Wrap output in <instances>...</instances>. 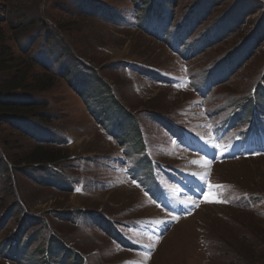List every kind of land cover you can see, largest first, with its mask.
Returning a JSON list of instances; mask_svg holds the SVG:
<instances>
[{"label":"rangeland","instance_id":"1","mask_svg":"<svg viewBox=\"0 0 264 264\" xmlns=\"http://www.w3.org/2000/svg\"><path fill=\"white\" fill-rule=\"evenodd\" d=\"M0 30V85L46 87L0 114V264H264V154L193 141L264 129V0H0Z\"/></svg>","mask_w":264,"mask_h":264},{"label":"trees","instance_id":"2","mask_svg":"<svg viewBox=\"0 0 264 264\" xmlns=\"http://www.w3.org/2000/svg\"><path fill=\"white\" fill-rule=\"evenodd\" d=\"M164 1V0H163ZM148 17L151 15L152 12H154V9L151 8L150 10L145 9ZM159 10H161L159 8ZM145 12V11H144ZM153 17L158 16V14L152 15ZM259 36V35H258ZM3 38V32L0 30V39ZM8 52V51H7ZM7 52H1L0 54V72L7 70L6 64L7 62L15 63V59L11 57L10 59H5L4 56H7ZM30 69V66H28V69L25 72L17 75H13L8 80L4 81L0 85V98H2V106L0 107V114H3L2 117L7 118L6 120L8 122H12L13 120L10 118L12 116H21L22 114H29V110H31V101L29 99H25L23 103H20L19 101H15V97H13L12 93H17L18 91H38L42 90L46 87H39L38 84H40L41 81L36 80L34 76L32 77L30 74H28V71ZM105 87V86H104ZM104 87H101V89H105ZM3 95V96H1ZM11 95V96H10ZM10 96V97H9ZM116 105L113 104L111 107L105 105V108H109V112H112L113 108H115ZM119 108V107H116ZM24 112V113H23ZM21 121H24L21 119ZM127 139H129L131 142H135V140H132V137L126 136ZM60 155V151L57 150H49V149H40L36 148L33 150L30 156V160H39L41 161H53L55 158H58Z\"/></svg>","mask_w":264,"mask_h":264},{"label":"bare ground","instance_id":"3","mask_svg":"<svg viewBox=\"0 0 264 264\" xmlns=\"http://www.w3.org/2000/svg\"><path fill=\"white\" fill-rule=\"evenodd\" d=\"M203 142L208 143V140L206 139ZM195 160H197V159H195ZM199 161H197L198 164H195L194 168L197 169L198 171L200 170V171L204 172L206 167H207L208 162L206 160H199Z\"/></svg>","mask_w":264,"mask_h":264},{"label":"water","instance_id":"4","mask_svg":"<svg viewBox=\"0 0 264 264\" xmlns=\"http://www.w3.org/2000/svg\"><path fill=\"white\" fill-rule=\"evenodd\" d=\"M200 19H202V17H201ZM207 42L211 43V42H213V40H210V39H209ZM242 55H243V54H242ZM243 56H244V55H243Z\"/></svg>","mask_w":264,"mask_h":264}]
</instances>
